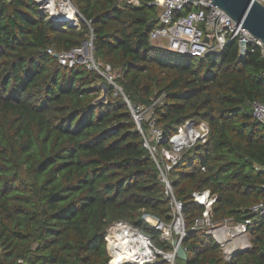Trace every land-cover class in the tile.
<instances>
[{
    "label": "trees",
    "instance_id": "trees-1",
    "mask_svg": "<svg viewBox=\"0 0 264 264\" xmlns=\"http://www.w3.org/2000/svg\"><path fill=\"white\" fill-rule=\"evenodd\" d=\"M79 27L48 20L33 0H0V264H108V226L123 221L164 250L169 240L145 220L173 219L157 166L121 96L85 65L62 66L47 52L80 46L92 34L96 62L109 65L133 105L149 107L162 132L157 149L187 119L205 120V141L182 151L168 172L182 203L180 264H264V126L251 114L264 103V57L237 42L201 58L153 45L159 9L141 1L71 0ZM100 83L107 88L98 100ZM204 167V170H201ZM215 196L210 222L247 225L249 247L225 260L206 229L194 227ZM155 264H167L161 260Z\"/></svg>",
    "mask_w": 264,
    "mask_h": 264
},
{
    "label": "built area",
    "instance_id": "built-area-1",
    "mask_svg": "<svg viewBox=\"0 0 264 264\" xmlns=\"http://www.w3.org/2000/svg\"><path fill=\"white\" fill-rule=\"evenodd\" d=\"M37 9L40 10L46 19L64 24V27H79L82 19L71 0H33ZM126 4L139 5L142 0H124ZM149 5L156 6L160 12L158 20L160 26L152 29L149 33L150 42L162 49L169 50L177 55L186 57L201 58L206 54H219L233 40L237 42V52L240 57L247 53L249 44L258 48L261 56L264 57V44L254 37L245 27L236 23L222 8L211 3V0H143ZM264 6V0H255ZM92 34L82 42L80 46L69 50L54 52L51 48L47 52L53 54L60 65L71 67L75 64L85 65L88 69L96 71L99 76L110 87L113 96H121L126 103L136 130L144 140V147L149 151L154 160L159 179L164 185L165 196L169 199L172 221L165 223L147 215L145 220L153 224L161 232L162 238H168L173 229L177 239L182 240L185 234V224L182 212V203L176 199L169 181L168 172L180 158L182 151L191 147L197 140L205 141L208 132V123L205 120L187 119L182 123L177 131L167 137L169 148L161 149V157L157 159V149L152 141L156 143L162 139V132L155 127L153 121H148V129L144 132L141 124L146 120L147 112L152 108L157 100H154L149 107L133 105L124 94L122 87L116 82L117 74L113 72L109 65H102L96 62L92 52ZM264 77V71L262 72ZM252 117L264 126V103L257 100L251 103ZM204 170V167H201ZM193 200L204 206L201 218L196 219L194 227L206 229L211 234L215 242L220 246L225 260H230L237 251L245 250L249 247V237L247 225L250 220L243 222H233L228 225L230 220H225L221 224L214 226L210 222L211 206L215 201V196L208 190L193 192ZM250 210L264 215V201L255 203ZM124 225L132 233L141 236L147 243L152 252V256L139 262L138 264H155L164 260L167 264H180L174 255V248L164 251L156 247L150 238L140 232L137 228L123 222L117 221L110 224L104 237L106 250L109 254V261L114 258L109 249L108 235L112 229ZM178 225V231L176 226ZM226 230V231H223ZM173 240V239H172ZM171 240V245H172Z\"/></svg>",
    "mask_w": 264,
    "mask_h": 264
},
{
    "label": "water",
    "instance_id": "water-1",
    "mask_svg": "<svg viewBox=\"0 0 264 264\" xmlns=\"http://www.w3.org/2000/svg\"><path fill=\"white\" fill-rule=\"evenodd\" d=\"M211 3L222 8L236 23L245 27L254 37L264 44V6L255 0H211ZM107 88L98 100H104ZM174 255L178 260H186V251L181 240H172Z\"/></svg>",
    "mask_w": 264,
    "mask_h": 264
},
{
    "label": "bare ground",
    "instance_id": "bare-ground-1",
    "mask_svg": "<svg viewBox=\"0 0 264 264\" xmlns=\"http://www.w3.org/2000/svg\"><path fill=\"white\" fill-rule=\"evenodd\" d=\"M175 228L178 231V225ZM108 240L109 249L114 256L110 264H138L153 255L148 243L124 225L112 229Z\"/></svg>",
    "mask_w": 264,
    "mask_h": 264
},
{
    "label": "rangeland",
    "instance_id": "rangeland-1",
    "mask_svg": "<svg viewBox=\"0 0 264 264\" xmlns=\"http://www.w3.org/2000/svg\"><path fill=\"white\" fill-rule=\"evenodd\" d=\"M61 27H64V24H61ZM99 85H100V88H99L98 95H99V97H101L103 95V91H104V84L100 83ZM145 216L147 217V215H145ZM151 225H153V224H151ZM228 225H233V222L230 221ZM176 237H177V235H176V233L174 232L173 229L170 231L168 238H162L161 235H160V239H162L163 241L169 240L170 242H171L172 239H174Z\"/></svg>",
    "mask_w": 264,
    "mask_h": 264
}]
</instances>
